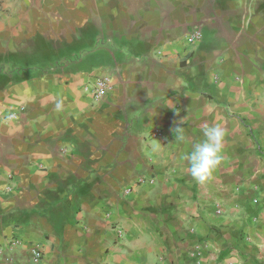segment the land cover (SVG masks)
<instances>
[{"label": "crops", "instance_id": "0c3cea01", "mask_svg": "<svg viewBox=\"0 0 264 264\" xmlns=\"http://www.w3.org/2000/svg\"><path fill=\"white\" fill-rule=\"evenodd\" d=\"M0 264H264V0H0Z\"/></svg>", "mask_w": 264, "mask_h": 264}, {"label": "clouds", "instance_id": "9594fccd", "mask_svg": "<svg viewBox=\"0 0 264 264\" xmlns=\"http://www.w3.org/2000/svg\"><path fill=\"white\" fill-rule=\"evenodd\" d=\"M204 139L193 150L182 156L188 162L190 175L198 182H205L223 160L225 130L219 124L202 128Z\"/></svg>", "mask_w": 264, "mask_h": 264}, {"label": "built area", "instance_id": "2783aa9c", "mask_svg": "<svg viewBox=\"0 0 264 264\" xmlns=\"http://www.w3.org/2000/svg\"><path fill=\"white\" fill-rule=\"evenodd\" d=\"M201 31L199 28L195 30L188 36L187 41L190 44H195L201 38ZM113 88L112 80L107 75H99L94 78L89 87L86 88L89 91L95 101H101L106 97ZM117 231V238L119 241L123 240L125 236V230L121 226H115ZM16 241H11V245H18ZM36 259H40L42 254L40 251H35Z\"/></svg>", "mask_w": 264, "mask_h": 264}]
</instances>
